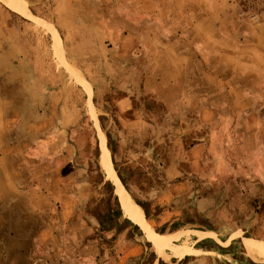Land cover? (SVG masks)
<instances>
[{"label":"rangeland","instance_id":"obj_1","mask_svg":"<svg viewBox=\"0 0 264 264\" xmlns=\"http://www.w3.org/2000/svg\"><path fill=\"white\" fill-rule=\"evenodd\" d=\"M243 4L260 12L264 0ZM157 8L167 10L169 1L18 0L11 6L0 0V94L7 98L0 119L11 127L17 145L13 154L29 152L26 129L34 132L54 110V124L64 125L71 154L94 171L95 182L118 209V179L131 194L128 177L146 203L143 208L131 194L153 226L144 224L146 230L165 236L159 246L132 223L144 253L130 257L128 264H189L188 257L178 261L188 254L216 264H264V67L253 56H243L254 53L250 41L238 50L224 48V60L215 65L231 77L215 80L213 89L197 86L202 92L196 97L167 72L171 65L161 77L148 80L146 68L159 64L142 62L141 56L157 47L131 46L134 37H125L120 17L131 15L143 40L151 39ZM248 39L241 34V41ZM220 42L215 39L214 46ZM140 118L145 126L129 124ZM119 140L123 154L159 155L142 172L131 167L129 175H120L113 155L119 154ZM195 147L201 157L190 156L179 164L182 174L169 178L166 154H190ZM196 229H212L221 240L213 232L200 238ZM196 234L200 240L213 239L196 241ZM248 243L256 248L251 254ZM218 246L224 251L212 255L194 249ZM176 249L191 251L180 256Z\"/></svg>","mask_w":264,"mask_h":264},{"label":"crops","instance_id":"obj_2","mask_svg":"<svg viewBox=\"0 0 264 264\" xmlns=\"http://www.w3.org/2000/svg\"><path fill=\"white\" fill-rule=\"evenodd\" d=\"M168 1L167 10L157 8V13H154L157 29L156 34L149 35L151 39L143 40L141 32L133 25L131 15L120 17L126 26L125 37L130 34L134 37L131 46L157 47L155 52L149 51L141 56L142 62L159 64L153 69L157 73L150 70L151 65L146 68V75H151H147L148 80L161 77L159 74L165 73V66L171 65L167 72H173L174 78L190 87L187 93L196 97L202 92L197 86L213 89L217 80L231 77L228 70L215 65L224 60V48L238 50L248 47L250 41L254 45V53L247 52L243 56L247 59L253 56L261 63L260 67H264V6L260 9L258 22L254 24L243 0ZM115 28L118 31V26ZM244 33L249 36L246 42L240 40ZM215 39L224 42L214 46ZM206 63L212 67L211 70ZM172 65H176L178 70ZM215 67L218 71H214ZM260 76L264 77V72H260ZM233 77L236 78L235 75ZM1 95L0 106H3L7 98ZM53 117L54 110L37 122L32 133L25 124L30 141L34 142L30 143L27 154H13L17 145L12 144L11 127L0 119V264H128L130 257L144 253L143 245L136 242L138 235L134 234L132 223L138 224L148 238L159 240L160 246L165 236L154 228L146 230L144 224L150 222L142 209L146 203L138 184L128 177L125 179L129 182L126 185H129L131 194L142 207L118 179L121 194H115L122 210L118 209L102 185L95 182L94 171L82 165L77 154H71L64 125H55ZM129 124L143 127L146 120L133 119ZM123 145L119 140L116 145L119 154H113L117 170L123 176L130 174L131 167L142 172L144 166L155 162L159 155L123 154ZM195 152H198L196 147L190 154H166L165 174L169 178L182 174L181 162L189 160L192 155L196 160L201 157ZM192 166L196 168L194 164ZM89 172L91 178L87 177ZM211 230L196 229L194 232L197 231L201 238L213 232ZM213 233L216 239H220L215 231ZM208 239L213 238L200 240L196 237V241ZM245 247L249 254L256 249L246 244ZM194 249L206 255L224 251L221 246ZM190 251L176 249L174 253L183 256ZM194 255L188 254L178 261L188 257L193 260L189 264H216L206 257L196 259Z\"/></svg>","mask_w":264,"mask_h":264},{"label":"built area","instance_id":"obj_3","mask_svg":"<svg viewBox=\"0 0 264 264\" xmlns=\"http://www.w3.org/2000/svg\"><path fill=\"white\" fill-rule=\"evenodd\" d=\"M245 2H250L251 0H243ZM256 1V0H255ZM247 5V4H245ZM248 11H249V15H250V18L253 19L254 21H258L259 20V12L254 10L252 7L249 6L248 8Z\"/></svg>","mask_w":264,"mask_h":264},{"label":"bare ground","instance_id":"obj_4","mask_svg":"<svg viewBox=\"0 0 264 264\" xmlns=\"http://www.w3.org/2000/svg\"><path fill=\"white\" fill-rule=\"evenodd\" d=\"M3 1H5L7 4H9V5L12 6V3L14 2V4H15L16 1H18V0H3ZM17 4H18V3H17ZM17 4H16V5H17ZM13 6H14V5H13ZM111 170H113V169H111ZM250 239H251V238H250ZM250 242H253V239H251ZM248 246L253 247V245H251V243H248Z\"/></svg>","mask_w":264,"mask_h":264}]
</instances>
